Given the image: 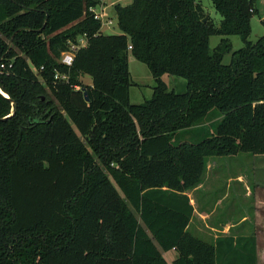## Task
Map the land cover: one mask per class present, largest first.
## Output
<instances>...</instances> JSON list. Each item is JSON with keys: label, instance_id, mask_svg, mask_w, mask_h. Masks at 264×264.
Here are the masks:
<instances>
[{"label": "trees", "instance_id": "1", "mask_svg": "<svg viewBox=\"0 0 264 264\" xmlns=\"http://www.w3.org/2000/svg\"><path fill=\"white\" fill-rule=\"evenodd\" d=\"M212 1L219 26L197 0H132L114 6L121 33L104 34L90 11L102 0H0V264H170L171 249L173 264H219V246L188 230L186 192L211 157L264 154V35L249 39L256 0ZM212 35L245 46L225 64L232 44L211 50ZM130 54L155 81L143 103ZM208 118L210 136L176 140Z\"/></svg>", "mask_w": 264, "mask_h": 264}, {"label": "crops", "instance_id": "2", "mask_svg": "<svg viewBox=\"0 0 264 264\" xmlns=\"http://www.w3.org/2000/svg\"><path fill=\"white\" fill-rule=\"evenodd\" d=\"M101 5L106 11V0ZM106 25L111 24L102 23L103 33ZM234 168L229 155L208 160L202 183L186 192L194 208L188 230L219 246V264H264V179L234 173ZM162 253L170 264L178 255L175 249Z\"/></svg>", "mask_w": 264, "mask_h": 264}, {"label": "rangeland", "instance_id": "3", "mask_svg": "<svg viewBox=\"0 0 264 264\" xmlns=\"http://www.w3.org/2000/svg\"><path fill=\"white\" fill-rule=\"evenodd\" d=\"M107 6L106 11H102L101 4L97 6L98 12H104L106 17L112 18L113 22L111 25H106L104 28V33L106 34H120L121 29L118 26V22L115 16H113L112 9L113 5L121 4L127 5L132 2V0H106ZM199 4L203 7L206 17L210 19L215 26H219L222 21L221 14L216 10L212 0H197ZM251 27L252 32L249 36V39L252 42H256L261 36L264 35V0H256L255 2V12L251 17ZM84 37V36H82ZM81 38V36H80ZM85 38V37H84ZM229 39L232 44V50L225 54L223 62L229 64L232 59V53L235 50H238L245 46L244 41L239 35H230V36H221V35H212L210 37V48L214 50L222 41V39ZM129 69L134 85L130 88V100L132 103H143L146 99L152 97L153 87L155 81L153 75L147 65L138 59H136L132 54L129 55ZM90 76L84 75L81 77V80L84 84L90 82ZM163 80L167 83L170 90H175L177 92H183L186 90V80L182 77L165 74L163 75ZM210 123H207L205 127L206 133H200V136H197V132H180L176 140L177 141H189V142H198L204 139L207 136H210V132L214 127L213 118H208ZM213 131V130H212ZM192 134V135H191ZM182 139V140H181ZM239 153L238 155H229L231 161L233 162L234 173H241L248 175V178L254 179L256 177L264 179V154H253V153ZM260 174V175H258ZM247 179V178H246ZM248 183L250 181L247 180ZM254 182V181H253ZM244 200V199H243ZM246 205L248 202L245 199ZM242 205V204H240Z\"/></svg>", "mask_w": 264, "mask_h": 264}, {"label": "built area", "instance_id": "4", "mask_svg": "<svg viewBox=\"0 0 264 264\" xmlns=\"http://www.w3.org/2000/svg\"><path fill=\"white\" fill-rule=\"evenodd\" d=\"M90 11L94 13V17L96 19H100L102 23H112L111 18L106 17L104 12H98L97 7H91ZM85 37V38H84ZM79 38V42H70V45L67 50L62 52L60 61L67 65V66H72L76 52L82 47L85 46L87 43L86 36ZM55 80L56 81H69L70 80V75L68 73H61V72H56L55 73Z\"/></svg>", "mask_w": 264, "mask_h": 264}, {"label": "water", "instance_id": "5", "mask_svg": "<svg viewBox=\"0 0 264 264\" xmlns=\"http://www.w3.org/2000/svg\"><path fill=\"white\" fill-rule=\"evenodd\" d=\"M113 14L116 15V11L115 10H113ZM207 20H208V17H205L204 18V22H206ZM10 43H12V40L10 41ZM0 91H1V89H0ZM83 91H84L85 100L89 101L90 100L89 91L86 88ZM15 112H16V106H14L12 114H14Z\"/></svg>", "mask_w": 264, "mask_h": 264}]
</instances>
